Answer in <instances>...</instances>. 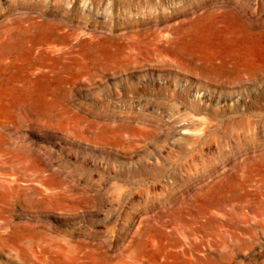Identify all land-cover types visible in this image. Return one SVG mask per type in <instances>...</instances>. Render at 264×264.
Returning a JSON list of instances; mask_svg holds the SVG:
<instances>
[{
	"label": "rangeland",
	"instance_id": "obj_1",
	"mask_svg": "<svg viewBox=\"0 0 264 264\" xmlns=\"http://www.w3.org/2000/svg\"><path fill=\"white\" fill-rule=\"evenodd\" d=\"M264 0H0V264H264Z\"/></svg>",
	"mask_w": 264,
	"mask_h": 264
},
{
	"label": "bare ground",
	"instance_id": "obj_2",
	"mask_svg": "<svg viewBox=\"0 0 264 264\" xmlns=\"http://www.w3.org/2000/svg\"><path fill=\"white\" fill-rule=\"evenodd\" d=\"M262 36H263V38H264V33H263V35H262ZM261 49H262V51H264V47H263V48H261Z\"/></svg>",
	"mask_w": 264,
	"mask_h": 264
}]
</instances>
